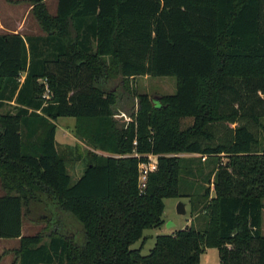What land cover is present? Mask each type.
Returning <instances> with one entry per match:
<instances>
[{
	"label": "trees",
	"instance_id": "1",
	"mask_svg": "<svg viewBox=\"0 0 264 264\" xmlns=\"http://www.w3.org/2000/svg\"><path fill=\"white\" fill-rule=\"evenodd\" d=\"M29 2L45 34L0 33V238L20 240L15 262L199 264L215 247L220 264H264V0H58L55 14ZM166 75L177 89L158 102L131 84ZM115 79L138 99L126 126ZM60 117L76 118L86 153L58 145ZM181 153L214 157L215 196L192 204L205 227L157 235L144 255L132 245L184 196ZM44 201L47 231L24 235V208Z\"/></svg>",
	"mask_w": 264,
	"mask_h": 264
},
{
	"label": "rangeland",
	"instance_id": "2",
	"mask_svg": "<svg viewBox=\"0 0 264 264\" xmlns=\"http://www.w3.org/2000/svg\"><path fill=\"white\" fill-rule=\"evenodd\" d=\"M25 1V2H23ZM22 4L25 6L26 3L31 5V2L23 0ZM1 4L9 5L6 0H0ZM47 5L49 11L52 14L56 13L57 6L56 0H47ZM21 9V8H20ZM19 10V8H17ZM19 14V13H18ZM13 14L3 13L0 15V19L6 24L11 23V17ZM17 16V15H16ZM20 15H18L19 17ZM26 26L28 27L27 32L29 34H45L42 26L36 19V16L30 10V13L26 16ZM133 88L138 92L137 94L146 93L150 99L154 102H158L159 98L165 94H173L176 92L177 84L176 77L174 75L166 76H139L131 81ZM116 87L119 93V103L115 107L114 116L119 120L120 123H124L125 126L131 120L132 113L136 111L138 107V99L134 97L132 93L125 91L120 83L119 79L112 80L109 88ZM138 96V95H137ZM7 105V104H6ZM9 108L5 106L4 109ZM75 121L74 117H60L58 118V129L57 137L60 142L71 141L76 143V146H79L78 152L86 153L88 148H91L87 144H82L78 140H75L73 132V122ZM246 122L245 119H240L238 123ZM248 122V121H247ZM255 123V122H251ZM237 125V124H235ZM254 126L253 128H255ZM63 132V133H62ZM67 139L64 141L65 137ZM63 135V136H62ZM71 139V140H69ZM81 143V144H79ZM217 143V142H216ZM77 152V154H78ZM98 152V151H96ZM107 154V153H106ZM132 155V154H126ZM135 155V154H134ZM172 155V154H171ZM180 156H183L186 159L183 163L182 179H181V191L184 196L182 197H169L165 198V210H164V219L165 222L159 227L147 228L144 230V236L146 237L145 241L142 240L134 243L132 247L142 248V254H149L150 250L153 248L156 242L157 235L161 234H172L175 230L184 228L187 225H192L199 230H203L206 224L204 215H196L192 210V204H198L199 201H205L202 197V194L205 192L206 187L210 188L209 198L212 199L215 196L213 180L215 178V166L211 161L214 157L201 156L199 154H190V153H181ZM193 157L192 159H188ZM201 157H204L201 159ZM196 160V161H194ZM221 160L225 163L228 158L227 156L221 155ZM85 168V162L82 160H76L71 162L69 166L70 173L72 174L73 179H77L83 173ZM6 193V190L3 188L0 181V194ZM182 202L185 204L186 212L180 213L178 211V204ZM44 201L42 203H33L29 208L25 207V215L23 221V234L24 235H34L37 233H42L47 231L48 219L52 217V211L50 210L49 205ZM201 205V204H200ZM63 220L68 227L74 229H79L71 217L63 215ZM263 221H264V212H263ZM47 239V237H46ZM20 240L17 238H0V264H19L16 261L15 250L19 247ZM199 264H220V256L218 248H207L201 258Z\"/></svg>",
	"mask_w": 264,
	"mask_h": 264
},
{
	"label": "crops",
	"instance_id": "3",
	"mask_svg": "<svg viewBox=\"0 0 264 264\" xmlns=\"http://www.w3.org/2000/svg\"><path fill=\"white\" fill-rule=\"evenodd\" d=\"M23 0H6L7 3H9V5H3L0 2V15L3 13H8V14H13L14 16H12L11 18V23H7L6 24L0 19V33H19L24 37H27L28 35H37L35 33H31L29 34L27 32L28 27L26 26V20H27V15L30 13V10H32V5H28V3L25 4V6L22 4ZM28 2V0H26ZM25 2V1H23ZM47 2V0H46ZM58 4V0H56V5ZM17 8H19V10H17ZM21 8V9H20ZM57 10V9H56ZM19 13V14H18ZM17 15V16H16ZM18 15H20L18 17ZM26 75V72H23L21 74V81L24 80ZM11 103H15L14 101H11ZM58 119L56 120L57 123ZM75 125H76V118L75 121L73 122V132H74V137L75 140H78L79 142H81L82 144H85L80 138H78L75 134ZM57 129H58V123H57ZM63 133V132H62ZM63 136V135H62ZM65 139L64 141L67 139V136L64 134ZM56 139L58 142V145L60 146H65V145H71V146H76V143L74 145V143H72L71 141H65V142H60L58 140L57 137V133H56ZM71 140V139H69ZM79 143V144H81ZM98 151V153L100 154H104V155H108V153L106 154V152L101 151V150H96ZM76 157V154H75ZM263 232H264V221H263ZM18 239V238H17ZM203 255V254H202ZM202 258V256H201ZM201 262V261H200Z\"/></svg>",
	"mask_w": 264,
	"mask_h": 264
},
{
	"label": "built area",
	"instance_id": "4",
	"mask_svg": "<svg viewBox=\"0 0 264 264\" xmlns=\"http://www.w3.org/2000/svg\"><path fill=\"white\" fill-rule=\"evenodd\" d=\"M45 97L49 98L50 97V90L47 87ZM138 155V154H136ZM147 160H143L139 164V188L141 191H144L147 186V180H148V175L151 171L157 169L158 166V155L149 153L147 154Z\"/></svg>",
	"mask_w": 264,
	"mask_h": 264
},
{
	"label": "water",
	"instance_id": "5",
	"mask_svg": "<svg viewBox=\"0 0 264 264\" xmlns=\"http://www.w3.org/2000/svg\"><path fill=\"white\" fill-rule=\"evenodd\" d=\"M178 211H179L180 213H185V212H186V207H185V204H184V203L180 202V203L178 204Z\"/></svg>",
	"mask_w": 264,
	"mask_h": 264
}]
</instances>
